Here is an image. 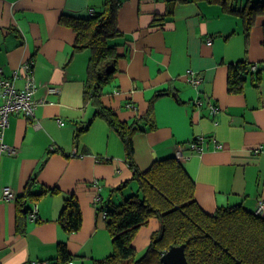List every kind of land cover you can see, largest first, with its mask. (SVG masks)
Here are the masks:
<instances>
[{
  "label": "crops",
  "instance_id": "obj_1",
  "mask_svg": "<svg viewBox=\"0 0 264 264\" xmlns=\"http://www.w3.org/2000/svg\"><path fill=\"white\" fill-rule=\"evenodd\" d=\"M117 1L120 35L111 43L122 55L115 87L105 88L102 101L128 123L152 108L155 126L140 120L134 136L139 169L174 157L181 147V163L206 212L231 205L256 212L264 202V151H255L264 145V0ZM105 3L0 0V66L8 78L18 73L15 82L21 88L22 65L31 60L34 99L40 101L32 118L11 114L4 133L15 153L0 150V264L54 263L60 243L67 244L74 264H95L114 251L103 210L135 193L138 183L118 189L133 176L124 141L103 117L94 116L96 104L86 101L91 51H75L77 34L62 22L63 17H89ZM238 62L258 65L261 79L249 75L241 91H230V66ZM190 70L202 78L199 86L188 80ZM209 103L218 107L216 115ZM198 136L204 137L203 151L190 146ZM30 181L35 193L48 192L22 197ZM5 187L15 199H4ZM72 196L80 203L83 223L68 233L59 218ZM35 206L36 219L30 216ZM159 228L157 218L142 226L133 240L136 249L148 246Z\"/></svg>",
  "mask_w": 264,
  "mask_h": 264
},
{
  "label": "trees",
  "instance_id": "obj_2",
  "mask_svg": "<svg viewBox=\"0 0 264 264\" xmlns=\"http://www.w3.org/2000/svg\"><path fill=\"white\" fill-rule=\"evenodd\" d=\"M118 6L117 0H106L102 9L89 17L62 18V22L77 34L74 50L91 51L85 99L96 104L94 116L103 117L125 144L126 161L133 170V176L118 189H123L131 181L138 183L137 191L119 204L104 210L98 208V211L106 213L104 219L114 251L95 260V264H163V253L181 244L186 245L190 264H264V213L250 211L243 205L223 206L214 213L206 212L196 199L195 182L175 156L157 160L145 171L139 169L135 161L134 136L141 130L140 120L155 126L152 108L142 118L128 123L102 101L105 88L109 85L115 87L113 81L122 55L119 45L111 43V38L120 35L115 22ZM247 18L250 23L253 16ZM250 65L238 62L230 66V91H241L249 75L260 81L261 70L252 71ZM84 129L86 127L79 130L77 136ZM32 184V181L28 182L22 197L36 199L48 192L35 193ZM21 201L23 207L25 199ZM24 210L27 212V208ZM151 218L159 220L160 228L153 232L150 243L140 255L133 240L137 231ZM59 221L68 233L81 229L83 214L75 196L66 199ZM19 229L24 230L22 224ZM68 260H74V256L66 243H60L58 259L51 263L60 264Z\"/></svg>",
  "mask_w": 264,
  "mask_h": 264
},
{
  "label": "built area",
  "instance_id": "obj_3",
  "mask_svg": "<svg viewBox=\"0 0 264 264\" xmlns=\"http://www.w3.org/2000/svg\"><path fill=\"white\" fill-rule=\"evenodd\" d=\"M211 42V39H209ZM250 69L252 71H256L258 69V65H250ZM22 70L24 71L25 75V83L23 87H17L16 85V78H18V73L15 72L12 78H8L4 74V70L2 66H0V97L2 98V102L0 103V150H7L9 153H15V150L10 147L7 143L4 142V133L6 128L10 124V115L14 113L22 114L26 118H32L35 116V109L40 103L34 99V94L37 90V84L35 80V76L33 74V63L31 60L26 61L22 65ZM188 80L194 86H199L202 78L195 75V72L190 70L188 72ZM196 105L202 106L203 101L201 99H197L195 101ZM129 107H133V104L129 103ZM209 108L212 115H216L219 111L218 107L214 103H209ZM60 124H65L62 119L58 120ZM204 141L203 136L196 137L193 141H191L190 146L191 148L198 149L203 151L202 142ZM219 147L222 146L221 143H217ZM256 152L264 151V145H260L255 149ZM183 151L181 147L176 150L175 158L178 161L183 159ZM4 199H15L16 195L14 194L13 190L10 187H5L3 192ZM96 203L99 201V197L96 198ZM38 208L37 206L32 208L30 216L34 219L37 218ZM257 213H264V202H260L257 210ZM103 217H105L106 213L103 212ZM26 264H53L51 261L46 259H38V260H31ZM60 264H74V260H68L66 262Z\"/></svg>",
  "mask_w": 264,
  "mask_h": 264
},
{
  "label": "water",
  "instance_id": "obj_4",
  "mask_svg": "<svg viewBox=\"0 0 264 264\" xmlns=\"http://www.w3.org/2000/svg\"><path fill=\"white\" fill-rule=\"evenodd\" d=\"M163 264H190L186 255V245H174L161 256Z\"/></svg>",
  "mask_w": 264,
  "mask_h": 264
},
{
  "label": "rangeland",
  "instance_id": "obj_5",
  "mask_svg": "<svg viewBox=\"0 0 264 264\" xmlns=\"http://www.w3.org/2000/svg\"><path fill=\"white\" fill-rule=\"evenodd\" d=\"M147 247V246H146ZM145 247V248H146ZM145 248L144 249H142V250H139V254L141 255V254H143V252L145 251Z\"/></svg>",
  "mask_w": 264,
  "mask_h": 264
}]
</instances>
